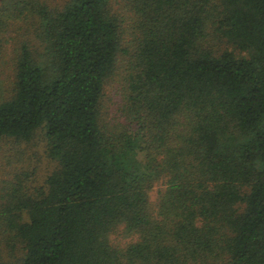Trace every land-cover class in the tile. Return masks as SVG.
I'll list each match as a JSON object with an SVG mask.
<instances>
[{
	"label": "trees",
	"instance_id": "16d2710c",
	"mask_svg": "<svg viewBox=\"0 0 264 264\" xmlns=\"http://www.w3.org/2000/svg\"><path fill=\"white\" fill-rule=\"evenodd\" d=\"M0 64V141L52 162L0 264H264V0H0Z\"/></svg>",
	"mask_w": 264,
	"mask_h": 264
},
{
	"label": "rangeland",
	"instance_id": "374dc122",
	"mask_svg": "<svg viewBox=\"0 0 264 264\" xmlns=\"http://www.w3.org/2000/svg\"><path fill=\"white\" fill-rule=\"evenodd\" d=\"M9 77V68L4 64H0V90H5ZM118 82L116 75L112 82L113 85L107 87L105 90V100L110 108H115L118 102H120L121 96ZM115 87H118V89H115ZM13 143V140L7 139L0 141V185L3 183V179H11L13 174L20 171L22 168L29 171L32 167H35V178L37 180H42L43 175L48 173V170L52 168V162L50 163L46 154V144L42 131L38 130L28 142L22 141L18 142V144ZM14 145H19V151L23 153L21 161H16L13 158L12 149L10 147ZM150 195L153 196V193ZM2 239L3 235L0 233V257L2 253H6L7 251ZM110 239L113 244L115 243L120 247H123L128 241V238H125L119 229L111 234ZM222 262L221 264H226L224 261Z\"/></svg>",
	"mask_w": 264,
	"mask_h": 264
}]
</instances>
